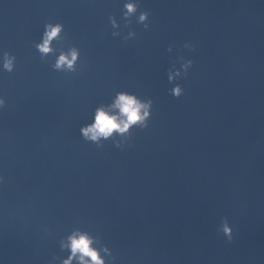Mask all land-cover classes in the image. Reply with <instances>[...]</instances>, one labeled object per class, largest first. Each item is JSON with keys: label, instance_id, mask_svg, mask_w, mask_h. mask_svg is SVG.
<instances>
[{"label": "clouds", "instance_id": "clouds-1", "mask_svg": "<svg viewBox=\"0 0 264 264\" xmlns=\"http://www.w3.org/2000/svg\"><path fill=\"white\" fill-rule=\"evenodd\" d=\"M138 11V4L134 0H128L124 4L123 17L125 19V26L131 23L130 17L136 15ZM149 13L147 11H141L138 16V23L143 24L145 29L149 28L147 23ZM109 21L113 28H118L119 25L114 17L110 16ZM64 29L63 24L52 23L45 24V32L43 36V42L36 44L35 47L41 53V59L44 56L53 51L50 47L53 39H57L59 34ZM120 33L113 32V36H118ZM135 36V32L129 31L128 35L124 37L125 40ZM186 48L192 47L190 44H185ZM171 51V47L168 49ZM78 51L75 48L70 50L69 54L61 52L55 63L52 65L54 70L60 71L66 69L70 72H76L75 63L78 59ZM181 61H185L184 57L179 58ZM16 57L9 52L3 53V69L12 73L15 67ZM193 61L187 59L186 62L182 63L183 76H186L188 70L191 68ZM175 66V65H173ZM181 73L178 70L176 76H180ZM174 80V76L171 71L168 73V81L171 83ZM171 94L179 98L183 95L184 89L177 83L175 87L170 89ZM153 101L147 99L146 103H142L137 100L134 96L119 93L113 107L119 109V115H111L104 109H98L95 116V122L89 126L82 127L80 129L83 137L86 140L98 142L100 137L107 139L112 136L114 132L124 134L133 125H140L141 129L149 127L148 118L152 113L149 109H152ZM6 107V101L0 98V108ZM114 146L123 150L122 145L119 142H114ZM98 148H102L103 145L97 143ZM4 177H0V183H4ZM229 242L233 240V228L230 226L228 220L225 218L218 229ZM68 243L65 244L63 240L60 241V249H70L71 255L67 260L63 261V264H71L73 258L79 260V264H108V261H112L115 257L112 255L110 249L101 242L98 236H93L88 231H83L80 228H75L70 236L67 237ZM95 245V246H94ZM107 258V260H106ZM54 259H59L55 257Z\"/></svg>", "mask_w": 264, "mask_h": 264}]
</instances>
